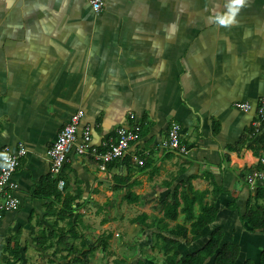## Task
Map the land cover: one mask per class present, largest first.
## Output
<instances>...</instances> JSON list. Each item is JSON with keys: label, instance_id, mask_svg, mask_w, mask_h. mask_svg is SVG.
Here are the masks:
<instances>
[{"label": "crops", "instance_id": "1", "mask_svg": "<svg viewBox=\"0 0 264 264\" xmlns=\"http://www.w3.org/2000/svg\"><path fill=\"white\" fill-rule=\"evenodd\" d=\"M263 98L264 0H104L99 14L88 0H0V158L4 146L28 149L13 176L20 205L0 216V264L16 246L21 258H53L55 244L43 250L33 237L52 227V212L70 196L82 238L96 244L90 255H108L104 239L119 223L130 233L121 240L149 245L164 209L195 198L196 215L214 204L215 220L189 243L173 236L182 254L203 247L219 227L240 247L235 264H258L264 232L243 216L264 208V180L247 181L264 167V123L253 127ZM79 110L61 191L49 150ZM134 121L139 139L105 169L76 151L87 128L94 145L108 143L105 151L116 129ZM173 123L186 152L162 147ZM128 217L130 228L122 223ZM186 218L180 211L167 221L189 227Z\"/></svg>", "mask_w": 264, "mask_h": 264}, {"label": "trees", "instance_id": "2", "mask_svg": "<svg viewBox=\"0 0 264 264\" xmlns=\"http://www.w3.org/2000/svg\"><path fill=\"white\" fill-rule=\"evenodd\" d=\"M56 197H58L57 194ZM74 201V196L65 198L62 208L55 210L51 214L56 218L52 227L35 233L33 237L35 244L43 250H46L51 243L55 244V249L52 252L53 258H49V260H52V264H56L54 261L59 260L63 261L62 264H89L90 254L95 249L96 244H88L86 239L82 238V233L78 229V218L80 215L78 214V206H74ZM195 203V198L189 202L187 199L181 207L180 202L175 201L164 209L163 218L158 220L157 227L160 232L156 234V237L149 245H144V247L140 248V254L137 256L135 264H148L147 258L151 261H156V255L145 254L143 251L145 247H149L154 252L159 250L163 253L164 257L160 264H206L209 261L210 264L236 263L240 255V247L231 241H224V230L219 227L211 230L210 238L203 247L185 256L182 254L179 249L181 240L173 238V236H182L189 243L191 235L194 238H198L202 230L206 226L212 225L215 220L214 213L216 209L214 204L202 207L201 212L196 215L194 211ZM180 211L186 214L187 221H192L191 225L188 227L185 224L177 223L170 227L167 218L177 220ZM140 217L146 220L148 214L144 212ZM243 219L247 221L252 230L264 232V208H249ZM134 220L136 221L137 218ZM60 222H64V224L61 225ZM146 227L150 228L152 225L147 224ZM164 230L168 234H164ZM109 237H111L110 234L104 239L105 245L109 244V240H107ZM78 239H81L80 243L76 242ZM13 250L12 256L4 258L7 264H14L21 260L20 246H16ZM121 262L123 261L117 258L112 264H120ZM155 264L158 263L155 262ZM245 264H254V262L246 260ZM258 264H264V250L261 252Z\"/></svg>", "mask_w": 264, "mask_h": 264}, {"label": "built area", "instance_id": "3", "mask_svg": "<svg viewBox=\"0 0 264 264\" xmlns=\"http://www.w3.org/2000/svg\"><path fill=\"white\" fill-rule=\"evenodd\" d=\"M91 8L97 13H101L104 8V0H88ZM236 106L244 111L251 109L249 102H237ZM257 119L253 121V127L258 131L264 123V98L261 99L257 107ZM84 112L79 110L75 113L68 124L61 130L57 140L49 150L51 162V175L57 180V186L62 191L65 186V181L62 178V171L66 161L68 160L71 150L77 142V132ZM129 117L135 120V114L130 112ZM141 126L137 122L131 126H122L116 129L115 138L110 143L109 148L105 151L101 147L104 145H94L91 136V129L87 128L84 131L83 141L77 144L76 151L80 155L94 156L100 160L102 169L106 165L116 159H120L127 153L132 142L139 139ZM162 147L178 152H186L187 147L181 141V126L178 123H173L169 129L166 140L163 141ZM28 149L24 145H20L18 150H13L10 146H4L0 158V216L9 211L15 210L20 205V199L14 194L18 187V183L13 180L20 158L27 153ZM259 162L264 166V157L259 159ZM257 179L264 180V167L256 169L249 173L247 181L254 184Z\"/></svg>", "mask_w": 264, "mask_h": 264}, {"label": "rangeland", "instance_id": "4", "mask_svg": "<svg viewBox=\"0 0 264 264\" xmlns=\"http://www.w3.org/2000/svg\"><path fill=\"white\" fill-rule=\"evenodd\" d=\"M128 213H130V212H128ZM122 223H124L125 225L128 224V226L130 228L129 217L126 219V221H124ZM130 223H133V222H130ZM118 225L116 227L108 228V233L112 232V234H113V237L108 241L109 242V248L111 249V250H108V255L101 253L102 251L99 250L97 253L90 255L89 264H112V262L117 258L121 259L123 261L120 264H135V260L137 259L135 253L138 250L136 248V245L142 246V244L140 242H137V243L133 242L132 245H128L126 240H124V239L121 240L123 235H125V234L127 235L129 232L128 231L125 232L124 228H123V231H121L122 227L120 225L119 226ZM118 227H119V229L117 230ZM130 231H132V233H136V230H130ZM123 232L125 234H123ZM129 235H130V233H129ZM96 236H98V233H95V235L89 234V237L92 238L91 240H93ZM87 241H89V240H87ZM77 243H80V240H79V242L77 241ZM142 247H144V246H142ZM50 250H52V249H50ZM143 251L147 255H149V254L151 255L153 253L149 247H145V249ZM163 257H164L163 254L160 251H158L156 253V261H154V260L151 261L147 258V263L148 264H155V262H156V263L160 264V263H162ZM54 263L62 264L63 261H61V260L54 261ZM1 264H7V263L5 260H3L1 262ZM14 264H52V260L51 259L49 260V257H47V256H41L37 252H34L33 255L28 256V257L24 256L21 258V260L19 262L14 263Z\"/></svg>", "mask_w": 264, "mask_h": 264}]
</instances>
